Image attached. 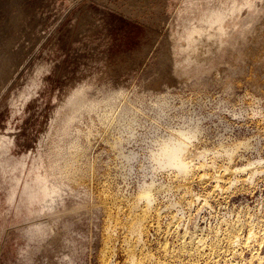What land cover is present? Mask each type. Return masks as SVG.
Wrapping results in <instances>:
<instances>
[{
	"label": "rangeland",
	"instance_id": "1",
	"mask_svg": "<svg viewBox=\"0 0 264 264\" xmlns=\"http://www.w3.org/2000/svg\"><path fill=\"white\" fill-rule=\"evenodd\" d=\"M188 1L0 0V264H264V0L227 21L246 39L245 59L230 47L235 65L179 83L167 71L168 43L196 4ZM91 79L94 90H120L122 104L142 110L140 123L132 136L95 119L77 184L50 203L54 230L23 236L22 190L48 148L53 117ZM88 123L84 116L76 125ZM181 124L199 127L193 169L185 179L156 173L145 212L137 193L150 178L149 148ZM8 160L23 167L5 169Z\"/></svg>",
	"mask_w": 264,
	"mask_h": 264
},
{
	"label": "bare ground",
	"instance_id": "2",
	"mask_svg": "<svg viewBox=\"0 0 264 264\" xmlns=\"http://www.w3.org/2000/svg\"><path fill=\"white\" fill-rule=\"evenodd\" d=\"M189 1L196 2V4L194 3L195 5H192L191 3L190 6H187L186 9H184L185 12H187L188 14L191 13V15L184 13V17H183L184 19L183 20L181 19L182 20L181 29H179V32L176 33V36L178 35V38L176 36L175 37L177 39L170 36L169 43H168V50H169L168 58L170 61V66L168 67L167 71L177 76V81L179 83H185L189 80L190 77L198 76L200 74L202 75L203 73H210L212 75H218L219 73H221V71L226 65L227 67L228 65L230 66L235 65L236 62H232V61L229 62L230 59L228 60V50H230L229 49L230 47H234V49H236L238 59H245L247 52L244 53L243 46L245 42L244 40L246 39H244V37L242 36L234 37L233 36L234 34L233 35L231 34L233 33L232 31L231 33L228 32L227 24L229 22L227 21L230 18H232L234 15H236L237 9L245 7L247 8L246 10L251 11V9L255 6L253 4L254 0H223L221 3L219 2V5L216 7H211L207 4L201 7L200 4H198L200 0H189ZM192 13L194 15H192ZM239 13L240 12H238L237 14ZM246 14H247V11H246ZM190 16L192 17L194 16V18H190ZM248 17L249 16L247 15L246 18ZM251 20H253V18ZM231 23L233 24V22ZM246 25L248 26V24ZM230 27L233 30L232 26ZM235 28H237V26H235ZM246 28H243V29L245 30ZM236 32L234 33L236 34ZM242 33L240 35H242ZM170 34L172 33L170 32ZM44 69L45 67H39L37 69L38 75ZM122 96L123 95L120 90H100V89L94 90L93 79L86 82L82 88L74 89L68 95L67 94L65 95L61 106L59 105L60 110L53 117L52 132L47 135L46 144L48 148L46 152L38 153V160L36 162L37 167H35V169L32 170V175H34V177H32L30 182H28V184H26L22 190V196L27 198V202L29 204V207L26 208V211H27L26 216L24 217V221L26 225L25 228L29 234L25 233V235L23 234V236L30 235V233L32 234L34 233L42 237L43 236L47 237V235H49V233L54 230L55 225L57 223L56 221H58V218L57 216H53L52 214L53 208L50 206V203L54 202V199L59 197L61 192L64 191L65 189L70 190L71 184H74L76 182L75 180L76 177L74 176L78 174L77 173L74 174V172L77 171L76 167H77L78 159L81 157H84L86 150L88 148L89 141L95 132L93 129L95 126L94 125L95 119L98 121V123H100L103 126L115 125L116 131L118 128L121 132V135L125 133V131H128L129 135H132V136L134 135L132 132L133 131L135 132L134 130L136 128L135 126H137L138 123H140L139 122L140 116L138 113L142 110H140V108L136 109L135 107H133L132 103H131L132 105L131 104L128 105L130 102L126 104V102L124 101L125 103L122 104L121 102ZM158 102L157 104L155 103V105H158L157 112L159 115L163 111L164 108H162V105L160 103L158 104ZM163 106H164V103H163ZM84 116L85 118L87 117L89 123L86 126L87 127L86 129L82 128L81 130L80 127L77 128L76 124L80 122V120ZM154 121H157V119ZM185 126H186V123H185ZM50 129H51V125H50ZM154 130H157V129H154ZM197 134H200L199 127L197 126L188 127L187 126L184 128L182 125V127H179L178 129H175V128L170 129V132L165 134L166 135L165 137H161L160 139L156 138L155 140L153 139L154 143L153 144L151 143L153 146L149 148L148 156H146V159L149 160L150 162L148 163L151 165L150 166V169H151L150 178H148L149 179L148 182L145 181L143 185L140 186L138 193H137L138 201L143 202V208H144L143 211H145V209H148L151 206V203L153 201L151 189H153L152 187L155 185V177L158 173H160L161 171L162 172L167 171L169 173L171 172L176 177H180L182 179L183 178L185 179L187 178L186 176L190 175L193 169V166H192L193 159H191L192 151H190V148L193 147L194 144L192 143V141H194V139L197 137ZM121 135L117 137L118 139L116 138L117 141L115 142L120 143L122 139H125L123 137L124 135L123 136ZM129 135L128 137H130ZM4 142H6V139L4 138L0 139V147L4 144ZM132 152L133 151H131V153ZM194 152H195L194 155H197L196 154L197 152L196 151ZM131 153H130V156H131ZM201 153H203V151H201ZM134 155L132 154V156ZM199 155L201 157L202 154L199 153ZM199 155H197L195 158H198ZM130 156H127V157L124 156L125 160L127 159L128 161V159H130ZM132 159H134V157ZM0 165H2V163H0ZM7 167H10V169H14L16 171L18 169H21L23 167V164L19 163V164L12 165L10 164V160H8L5 166V169ZM244 168H246V166ZM74 169L76 170L74 171ZM78 178L80 177L78 176L77 179ZM73 193H76V192H73ZM73 193L71 194L73 195ZM68 195H70V193ZM14 196H15L14 186H12L10 189V192L8 193V197H7L8 204H11L13 202ZM77 197L79 199V195ZM80 198L83 199L84 197L83 196L81 197L80 195ZM137 208H138V205H137ZM80 209L79 211L82 210ZM20 211L21 209H17L16 215ZM57 212L60 214L59 211ZM64 213H66L65 210H64ZM62 219H64V217ZM139 230H140V226H139ZM138 233H141V232H138ZM34 237L36 238L37 236L34 235ZM249 237H252V236H249Z\"/></svg>",
	"mask_w": 264,
	"mask_h": 264
}]
</instances>
